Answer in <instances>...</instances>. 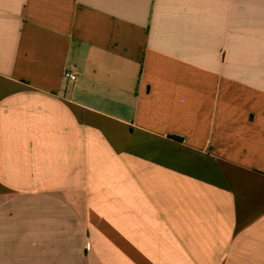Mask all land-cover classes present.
I'll return each instance as SVG.
<instances>
[{
	"label": "crops",
	"instance_id": "crops-1",
	"mask_svg": "<svg viewBox=\"0 0 264 264\" xmlns=\"http://www.w3.org/2000/svg\"><path fill=\"white\" fill-rule=\"evenodd\" d=\"M0 264H264V0H0Z\"/></svg>",
	"mask_w": 264,
	"mask_h": 264
},
{
	"label": "built area",
	"instance_id": "built-area-1",
	"mask_svg": "<svg viewBox=\"0 0 264 264\" xmlns=\"http://www.w3.org/2000/svg\"><path fill=\"white\" fill-rule=\"evenodd\" d=\"M63 79L68 83H74L76 81V74L71 71H65L63 74Z\"/></svg>",
	"mask_w": 264,
	"mask_h": 264
}]
</instances>
